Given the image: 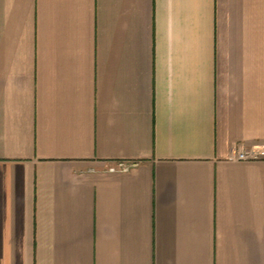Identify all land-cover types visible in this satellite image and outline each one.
I'll use <instances>...</instances> for the list:
<instances>
[{
	"label": "crops",
	"instance_id": "0c3cea01",
	"mask_svg": "<svg viewBox=\"0 0 264 264\" xmlns=\"http://www.w3.org/2000/svg\"><path fill=\"white\" fill-rule=\"evenodd\" d=\"M0 264H264V0H0Z\"/></svg>",
	"mask_w": 264,
	"mask_h": 264
},
{
	"label": "built area",
	"instance_id": "2783aa9c",
	"mask_svg": "<svg viewBox=\"0 0 264 264\" xmlns=\"http://www.w3.org/2000/svg\"><path fill=\"white\" fill-rule=\"evenodd\" d=\"M255 156L253 155H248L247 153H241L238 157L239 160H247V159H254ZM132 164H127V163H120L117 167L109 169L110 172L112 173H117V172H129Z\"/></svg>",
	"mask_w": 264,
	"mask_h": 264
}]
</instances>
